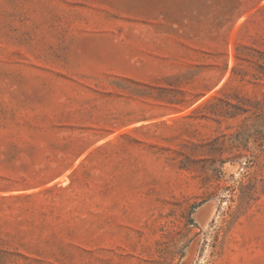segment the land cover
<instances>
[{
    "label": "rangeland",
    "instance_id": "1",
    "mask_svg": "<svg viewBox=\"0 0 264 264\" xmlns=\"http://www.w3.org/2000/svg\"><path fill=\"white\" fill-rule=\"evenodd\" d=\"M0 264H264V0H0Z\"/></svg>",
    "mask_w": 264,
    "mask_h": 264
}]
</instances>
